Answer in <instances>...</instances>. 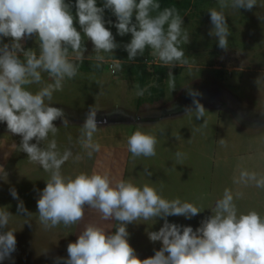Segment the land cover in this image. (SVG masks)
<instances>
[{
  "label": "clouds",
  "instance_id": "9594fccd",
  "mask_svg": "<svg viewBox=\"0 0 264 264\" xmlns=\"http://www.w3.org/2000/svg\"><path fill=\"white\" fill-rule=\"evenodd\" d=\"M96 3L97 0H75V19L81 29L78 31L71 12L73 5L65 0H0V37L11 38L10 44L0 46V123H5L11 134L21 137L19 147L13 146L27 154L29 163L48 174L46 186L38 193L39 223L45 230L60 225L78 226L85 220L86 207L98 213L101 222L115 221L114 234L101 223L84 224L76 241L67 245L68 258L56 257L54 264H264V215L255 209L239 211L236 201L244 196L240 190L234 192L226 187L211 207V215L193 230L191 226L169 223L167 217L191 219L205 209L178 197L165 198L162 183L158 189L155 183L138 185L123 178L114 181L107 171L80 172L74 177L63 174L62 167L69 160L79 162L85 155L91 159L101 151V144L94 139L101 127L97 109L91 106L79 127L77 140L85 150L84 155H74L71 148L61 151L56 140L60 128L53 122L60 120L63 128H68L69 120L63 109L51 106L54 93L63 91L65 82L79 74L87 51L85 40L93 45L94 55L87 59L96 61L95 68H101L106 57L111 59L113 73L124 64L114 58L120 45L105 27V9L116 18L113 26L117 34L131 35L130 42L123 46L128 62L144 56L146 49L155 61L169 69L191 68L195 62L185 55L183 46L190 42V33L175 6L161 8L159 0H104L103 7H97ZM254 7L257 0H216V5L208 9L213 26L209 35L218 39L220 49L228 50L231 35L225 9L236 12ZM33 36L38 53L35 49L25 50L21 43ZM175 79L169 71L167 84L171 92L176 89ZM31 85L40 87L33 92ZM155 86H158L155 82L143 88L137 84L135 95L142 97L146 92L151 95L149 88ZM188 95L192 97L194 110L186 106L184 112L204 120L194 129L200 131L207 126L204 119L207 112L197 99L201 93L189 89ZM143 127L137 124L127 139L134 160L157 154V135L144 131ZM163 133L161 130L160 135ZM33 140L35 143H31ZM218 143L227 146L225 139ZM174 156L177 164L187 158L181 151H176ZM143 174L150 177L152 172L145 167ZM7 175L0 166V180L6 181ZM233 183L264 189V173L241 169ZM10 195L18 200L17 213L27 217L24 224L31 226L33 215L19 201L14 188H10ZM12 217L7 207L0 208V229L8 228L0 233V261L9 259L16 250L15 230L8 227ZM157 219L164 221L162 227L159 231H148L147 236L162 246L154 256L141 260L128 242L127 225L141 220L154 224ZM46 252L47 249L42 253Z\"/></svg>",
  "mask_w": 264,
  "mask_h": 264
},
{
  "label": "rangeland",
  "instance_id": "374dc122",
  "mask_svg": "<svg viewBox=\"0 0 264 264\" xmlns=\"http://www.w3.org/2000/svg\"><path fill=\"white\" fill-rule=\"evenodd\" d=\"M192 2L189 14L183 20L184 27L190 33L189 46H183L185 55L194 60V64L210 62L214 56V61L220 66L230 67L235 65L240 69H244L242 71H246H231L228 73L224 70L220 73H211L213 77L216 75L223 77V80L217 79V81H225L223 85L233 95L214 97L219 98L223 103L221 107L223 110L218 113L220 118L213 111H207L204 118L207 121V127L210 129V136L207 140H209L208 147L211 156V201H204L203 204L197 202L205 210L195 216L192 223L180 224L181 226H191L195 230L205 217L211 215V207L222 196L226 187L232 190L234 187L238 188L233 183V178L239 175L241 169L264 173V156H260L264 155V0H257V7L251 10L238 9L234 12L230 8L225 9L226 22L231 33L228 37L229 48L227 51L220 49L218 39L209 35L213 26L207 11L216 5V0H192ZM10 43L11 38L0 37V46ZM21 43L25 50L35 49L38 53L35 36L21 41ZM86 45L87 51L84 53V62L92 61V58L87 59V57L94 55L91 41L87 40ZM20 58H23L22 55ZM88 71L90 70H80L76 79L66 81L63 91L54 93L52 102L61 104L73 112L81 110L86 112L91 106H95L98 112L113 108L144 110L147 107L148 97H146V94L142 97L135 95V85L137 83L131 78H122L118 71L112 74L106 65L101 70L91 68L89 73L93 75L86 76ZM100 74H103L102 77ZM43 76L47 81V74L45 73ZM112 78H118V80L113 81ZM121 80H126V83L121 84ZM257 80L259 81L257 82ZM39 87L40 85H31L30 90L35 92ZM161 114H164L161 118L165 121H169L177 114L181 115L179 112H168L157 113V117H160ZM120 117L122 118V116ZM181 119L197 123V119L190 115H187L186 118H175L174 120L182 121ZM70 128L60 127V131H67ZM220 139L227 141L226 147H222L218 143ZM20 142V136L11 134L7 129V125L0 123V166L8 174L6 181L0 180V208L7 207V210L13 216L8 227L15 230L14 236L16 239L15 252L11 254L9 259L0 261V264H52L59 248H64L68 241L65 240L62 231L64 227L61 228L60 226V228L45 230L37 222H30L31 226L24 224V219L27 218L23 214L17 213L18 200L10 195V188H14L19 201H23L27 211L29 213L34 211L33 203L28 207V204L26 205L27 199H25L28 183L27 175H29L27 171V154L19 152L13 146L15 144L19 147ZM237 153H245V155H238ZM170 156L138 157L137 161L131 156L128 170L132 169L133 174L131 175H135L136 179H139L143 178L144 174L136 173V171L138 169L144 171V168L147 167L155 179L153 183L158 187L162 183L164 197H170L175 193L170 191H172V187L173 190L176 188V183L181 182L177 186L180 188L187 189L189 187L186 180L179 179L178 181L177 176L172 175L173 168L169 163ZM186 159H189V157L187 156ZM186 159L182 164H178L179 171L190 169L185 163ZM201 160L202 158L194 159V172L196 166H202ZM72 164L73 162L70 160L63 165L62 172L64 175L72 176L69 173ZM259 164L262 165V168L258 166ZM251 167L253 168L251 169ZM32 173L34 172L32 171ZM141 182L143 184L148 183L144 178ZM29 184L33 189L34 180L31 179ZM249 187H246L247 190L244 187L245 197L243 196L242 199L236 201L239 211L247 212L250 209H255L264 215V190L261 189L263 200H256L255 202L252 199V193H255L258 188H255L252 192ZM184 188H181V190L185 191ZM22 194H24L23 197ZM35 211L38 213L37 201ZM146 223L142 220V223L139 224L142 229L139 225L136 227L134 225L128 227L127 225L129 239L131 240L129 244L141 260L154 256L155 251H158L162 246L159 241L153 243L147 239L146 232L148 231L143 232V230L150 226H162L164 222L160 219L159 223H147L148 225ZM6 231H8V228L0 229V233ZM45 249H47V252L42 253Z\"/></svg>",
  "mask_w": 264,
  "mask_h": 264
},
{
  "label": "crops",
  "instance_id": "0c3cea01",
  "mask_svg": "<svg viewBox=\"0 0 264 264\" xmlns=\"http://www.w3.org/2000/svg\"><path fill=\"white\" fill-rule=\"evenodd\" d=\"M189 14V11L187 12ZM186 14V15H187ZM185 17V16H184ZM184 20V18H183ZM188 47L186 44L184 47ZM92 61H95L92 59ZM111 60H107L104 65L108 67V64ZM200 64H193L191 68L188 67H180L175 66L171 68L173 76L176 78V89L171 92L167 84V78L164 81V98L162 100H151L148 97L147 107L143 110H132V109H123V108H113L104 112L97 113V121L98 126L101 127L100 130L95 134L94 139L97 140L101 144V151L99 153H95L91 159H88L87 156H84V159L79 162H73L71 165L70 175L75 176L80 172L91 173L93 171L96 172H104L107 171L113 180L123 179H132L134 183L138 185H143L141 182L147 180L148 183L155 182L153 175L147 177L144 175L143 178L136 179L133 174L132 169L128 170L129 161L131 158V153L127 148V139L128 137L136 130L137 124H143V130L147 132H151L157 135L158 144L156 148V155H171L169 159V163L171 168H173V176H177L176 179L186 180L188 183L187 189L182 191L180 187H177L180 183H176V188L172 187V191L175 192L170 197H166L171 200L174 198H180L183 201L191 202L199 205L200 203H204V201H211V170H210V149L208 147L207 140L210 136V129L206 126L200 129V131H194L196 127H200L203 123V119H199L196 122L187 121V119H181L182 121H175V118H186V114L184 112V108L186 106H192L194 110V106L192 105V97L188 95L189 89L199 91L201 93L199 99L200 103L203 104L206 112L213 111L217 117L220 118V114H218L223 108L222 101L219 98L220 96L233 95L230 93L226 86L223 85V82H218L217 79L223 80V77L211 76L212 72H223L224 70L230 73L231 71L241 72L244 69H240L235 65L226 67L220 66L217 62L213 60L210 62H199ZM157 65H162L158 63ZM163 66V65H162ZM93 68V67H92ZM91 71V70H90ZM86 74L93 75L92 73ZM246 72V71H242ZM253 72V71H251ZM257 72V71H254ZM101 77L103 74H100ZM76 79V78H74ZM44 80L46 78L44 77ZM113 81H117L118 78H112ZM121 84H125L126 80H121ZM231 87V86H230ZM240 88V87H239ZM239 90V89H238ZM243 94V93H242ZM218 99V100H217ZM53 107H58L63 109L66 118L69 121V127H71L67 131H60L56 136V140L58 143V147L61 151L65 148H71L74 155L79 153L84 155L85 150L77 143L80 128L84 120L86 118V114L88 111H71L67 107H64L61 104L52 102ZM168 112H176L181 115H176L173 118H170L169 121H165L161 117L164 114H161L160 117H157V113H168ZM123 113L124 115H121ZM167 115V114H166ZM122 116V118L120 117ZM206 116V114H205ZM57 128L63 127L62 122L60 120H56L53 122ZM195 125V126H194ZM161 130L164 131L163 135H160ZM178 136L180 138H178ZM71 137V140H69ZM256 139V138H252ZM31 143H35V140L31 141ZM42 146V145H41ZM176 151H181L187 154L189 159H186L185 163L190 167L187 170L179 171L178 164L176 163V159L174 153ZM262 151V150H261ZM264 153V149H263ZM226 154V153H225ZM238 155H245V153H237ZM264 156V155H260ZM172 158V159H171ZM202 158L201 163L202 166H196V170L194 172V159ZM138 158L135 159L137 161ZM70 161V160H69ZM68 161V162H69ZM137 163V162H136ZM190 163V165H189ZM206 163V165H205ZM136 166V165H134ZM177 168H176V167ZM260 168L262 165L259 164ZM253 167H251L252 169ZM27 171L29 175H27V188H26V205L28 207L30 204L33 206V210L31 211L32 223H39L38 213L35 211L36 201L39 198V191H42L46 186V181L48 179V174L45 173L39 166L30 164L27 160ZM32 171L34 173H32ZM36 171V174H35ZM187 171V172H186ZM136 173H143V170H137ZM258 173H260L258 171ZM34 180V188L32 189L30 180ZM37 182V183H36ZM140 182V183H139ZM37 184H40L37 186ZM156 186V185H155ZM174 186V185H173ZM158 189L160 187L156 186ZM246 189V187H245ZM245 189L243 186H238V188L233 189V191L240 190L244 193L245 197ZM249 189L253 192L255 187H249ZM32 190V191H31ZM247 190V189H246ZM264 190V189H262ZM263 192V191H262ZM253 194V201L263 200L261 189H258ZM24 194H22V197ZM22 201V200H21ZM199 202V204L197 203ZM86 216L85 220L78 226L74 225L68 228H65L63 225H60L63 228V233L65 235L66 245L64 248H59L56 257H61L64 259L68 258L67 254V245L69 243H74L79 235L80 230L83 228L84 224L92 222V223H101L106 228L110 229L111 233L115 232V221H109L107 223L99 221V214L94 211H88L87 207L85 208ZM27 218V217H26ZM169 223H174L177 225L180 224H188L194 221V217L191 219H185L180 216H169L167 217ZM159 220H156L155 223H159ZM163 221V220H162ZM190 221V222H189ZM147 223H153V221H145ZM164 222V221H163ZM141 221H137L133 224L135 227L138 226ZM146 223V224H147ZM40 224V223H39ZM148 225V224H147ZM60 226H58L60 228ZM140 226V225H139ZM162 226H150L146 228L144 231H159ZM142 229V227L140 226ZM147 234V232H146ZM144 234V235H146ZM148 239V238H147ZM131 241L128 238V242ZM54 258V259H55ZM54 259L52 264H54Z\"/></svg>",
  "mask_w": 264,
  "mask_h": 264
},
{
  "label": "trees",
  "instance_id": "16d2710c",
  "mask_svg": "<svg viewBox=\"0 0 264 264\" xmlns=\"http://www.w3.org/2000/svg\"><path fill=\"white\" fill-rule=\"evenodd\" d=\"M66 3H69L73 5L71 8V12L74 16V27L77 28L78 31H81L80 26L78 22L75 19V0H65ZM104 0H97L96 6L97 7H103ZM161 4V8L169 7V6H175L182 15V18L186 16L187 12L192 7V0H159ZM104 20H105V27L108 28L114 38L115 42L120 45L115 52H114V58L124 61V64L122 65V69L118 70V72L121 74L120 76L122 78H131L134 80L137 84L140 85L141 88L148 86L149 84L155 82V87L149 88V92L151 95L146 92V97H149L151 100H162L164 98V81L168 76L169 71H173L172 69H169L168 67L162 66V65H155V66H148L146 63H144L145 60L151 58L150 50L146 49L144 56L136 57L133 62L127 61V52L124 50V45L129 43L131 40V35L127 34L123 37L119 36L117 34V29L113 26L116 23V18L112 14V12L108 9H105L104 11ZM109 21L111 23H109ZM133 22H135L134 16H133ZM83 35V33H81ZM86 39V38H85ZM87 40L84 41L85 48ZM111 60L110 58L106 57V61ZM96 61H88L83 62L81 65L80 70L81 71H87L91 70V68H95ZM104 66V63L102 64L101 68L96 70H101ZM90 68V69H89Z\"/></svg>",
  "mask_w": 264,
  "mask_h": 264
},
{
  "label": "built area",
  "instance_id": "2783aa9c",
  "mask_svg": "<svg viewBox=\"0 0 264 264\" xmlns=\"http://www.w3.org/2000/svg\"><path fill=\"white\" fill-rule=\"evenodd\" d=\"M111 63H112V62H110V63L108 64V69L110 70V72H111L112 74H114L113 71H112ZM144 63H146V65H148V66H155V65L158 64V61H155V59L151 57V58L145 60Z\"/></svg>",
  "mask_w": 264,
  "mask_h": 264
}]
</instances>
